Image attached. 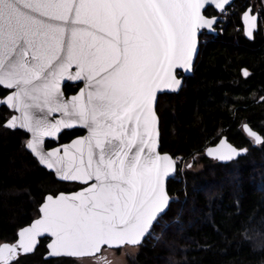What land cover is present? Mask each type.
<instances>
[{"label":"snow or ice","instance_id":"snow-or-ice-1","mask_svg":"<svg viewBox=\"0 0 264 264\" xmlns=\"http://www.w3.org/2000/svg\"><path fill=\"white\" fill-rule=\"evenodd\" d=\"M208 2L0 0V104L18 113L0 126L30 133L25 147L38 164L79 186L47 195L17 243L0 245V264H18V251L32 252L45 234L52 257L79 258L150 232L170 204L174 171L156 151L152 101L158 88L180 86L174 70L190 67L198 31L217 22L202 13ZM212 3L223 10L229 0ZM243 21L251 38L264 9L246 10ZM65 81L79 90L68 96ZM74 127L86 134L45 144ZM243 131L264 144L247 124ZM245 151L221 140L208 154L223 161Z\"/></svg>","mask_w":264,"mask_h":264},{"label":"trees","instance_id":"trees-1","mask_svg":"<svg viewBox=\"0 0 264 264\" xmlns=\"http://www.w3.org/2000/svg\"><path fill=\"white\" fill-rule=\"evenodd\" d=\"M248 8L264 9V0H235L222 30L217 26L216 36L200 37L193 73L179 93L158 99L160 153L202 168H181L167 183L175 201L125 264H264V144L254 147L242 132L247 124L264 136V23L247 40L241 14ZM204 14L217 16L211 9ZM63 90L69 95L78 88ZM4 95L0 91V98ZM10 116L0 108V122ZM81 134L64 132L59 141ZM222 136L246 154L228 164L205 158L207 145ZM27 139L22 131L0 126L2 243L14 242L17 232L38 216L45 195L74 191L38 166L25 151ZM74 261L63 259V264Z\"/></svg>","mask_w":264,"mask_h":264},{"label":"water","instance_id":"water-1","mask_svg":"<svg viewBox=\"0 0 264 264\" xmlns=\"http://www.w3.org/2000/svg\"><path fill=\"white\" fill-rule=\"evenodd\" d=\"M234 3H235V0H229V3H228V4H225L224 9L221 10V9H217V8L215 7V4L212 3V0H209V2H208V3L206 4V6H205V9L202 10V13L204 14V13L206 12V10L211 9V10H213V12H214L215 14H220L221 12L225 11L228 7H230V6L233 5ZM246 10L250 11V14H252V15H258V13H252L251 8H248V9H246ZM246 10H245V11H246ZM245 11H244V12H245ZM244 12H243V13H244ZM243 13L241 14V23H242V26H243L244 37H245L247 40L251 41V40L253 39V36H254L255 33L257 32L258 28L255 29V30H253V36H252L251 38H249V37L245 34L246 26H245L244 21H243ZM204 15H205V14H204ZM209 18H213V19L217 20V18H216L215 16H211V17H209ZM216 24H217V22L213 25V28H212L211 30L205 28V29H200V30L198 31V33H197V48H196V50L193 52L192 63H191V65H190V67H189L188 69L177 68V69L174 70V72H175V74H176V76H177V79H179V80L181 81L180 86H178V87L175 88V89H169V88H165V87H160V88H158V89L156 90L155 96H154L153 101H152V110H153V113H154V115H155V117H156V123H155V134H156V141H157V143H156V151H157L158 154H160V155H168L172 160H173V158H172L169 154H163V153H160V151H159V146H160V145H159L160 132H159V120H158V117H157V114H156V105H157V102H158V99H159L160 96H162V95L178 94V93H179V91L181 90V88H182V86H183V84H184V78H188V77H190V76L192 75V73H193L194 64H195V62H196V58H197V55H198V53H199V48H200V44H201V42H200V36H201V34H202L203 32H205L207 36H216V35H217V32L215 31V25H216ZM244 72H247V71H246V70H242V71H241V75L243 76V78H246L248 75L245 76V75H244ZM247 73H248V72H247ZM179 76H181V77H179ZM75 83H76V82H68V81H65V82L63 83V89H64L66 86H75ZM78 90H79V89H78ZM78 90H77V91H78ZM77 91H76V92H77ZM72 95H73V94H72ZM70 96H71V95H70ZM0 108H5L6 110H8L10 113L13 114L12 116L18 115V113L12 111L11 109H7L6 106H4V105H2V104H0ZM57 115H58V114H57ZM12 116H11V117H12ZM11 117H10L9 119H11ZM9 119H7V120H9ZM243 125H244V124H243ZM243 125H242V132L244 133V135H245L247 138H249V137L247 136V134L243 131ZM248 127H249V126H248ZM4 128H6V127H4ZM249 128H250V127H249ZM6 129H8V130H12V131H14V130L22 131V132H24L25 134L28 135V138H30V133H27L26 130L21 129V128H19V127H16V128H14V129H12V128H6ZM250 129H252V128H250ZM73 130H80V131L83 132V135L86 134L85 130L80 129L79 127H74V128H72V129H63V130L61 131V133L58 134V136H57L55 139L46 137V138H45V143H46L47 141H51V142L57 143V141H58V139H59V136H60L64 131L68 132V131H73ZM252 130L255 131L254 129H252ZM257 133H258V132H257ZM258 134H259V133H258ZM83 135H81V136H83ZM79 137H80V136H79ZM76 138H78V137H76ZM73 139H75V138H73ZM249 139H251V138H249ZM221 140H223V141H224L225 143H227L228 145L234 147L232 144H230V143L227 141V139H226L225 136H222V137L217 141V143H216L214 146H210V147H208V148H206V149L204 150V156H205V158H207L208 160L215 161L216 163H219V164H228V163H230V162H232V161H235V160L239 159L240 157H243V156L246 154V151H245V152L240 153V154L237 155V156H234L231 160H223V161L220 160V159H218L217 157H215V156H213V155H209V154H208L209 149L215 150L216 148H218V147L220 146V142H221ZM70 141H71V140H70ZM70 141H69V142H70ZM69 142H68V143H69ZM65 144H66V143H65ZM252 145H253L254 147H256V146H258V145H260V144H256V143L254 142ZM46 150H47V149H46ZM25 151H26L29 155H31V157H32V158L37 162V164H38V161H37L36 158L33 156V154L31 153V151L28 150V149H26V147H25ZM173 162H174V161H173ZM38 166H39L40 168L44 169L45 171H47L48 173L52 174L53 177H54V179H55V181H57L58 183H62V184H76V183H74V182H64V181H61V180L55 175L54 170H48V169H46L44 166L39 165V164H38ZM175 172H176V165H175V163H174V171L171 172V173H169V176L166 177V180H165V188L167 187V183H168V182L173 178V176L175 175ZM76 185H78V184H76ZM78 190H79V189H77V190H75V191H78ZM71 192H74V191H71ZM71 192H63V193L68 194V193H71ZM166 192H167V190H166ZM61 193H62V192H61ZM57 194H59V193H57ZM47 195H50V194H47ZM47 195L44 196L43 201L46 199ZM168 196H169V195H168ZM43 201H42V203H43ZM172 202H173V200L170 198V204H171ZM42 203H41V204L39 205V207H38V216H37L35 219H38V218H39V208L41 207ZM170 204L167 206V209H166L165 213H164L162 216H160L159 219L162 218V217L167 213ZM35 219H33V220L30 222V224L27 225V226H25V227L30 226L31 223L34 222ZM157 221H158V220H157ZM157 221H156V222H157ZM156 222H155V223H156ZM155 223H154V225H155ZM154 225H153V226H154ZM153 226L151 227L150 231L152 230ZM23 228H24V227H23ZM21 229H22V228H21ZM21 229H20V230H21ZM20 230H19V231H20ZM19 231L17 232L16 240H15L13 243H11V244H10V243H7V244L12 245V244H16V243H17L18 238H19V237H18V233H19ZM149 235H150V232L147 233V234L142 238L141 242H140L139 244H137V245H127V244H125V245L120 246L119 248H117V247H115V246H107V245H105V246H101V249H100L98 252H96V253H94V254H91V255H88V256H85V257H79V258H70V257H63V256H61V257H52V256L50 255V250L47 248V244L50 242V240H49L48 238H46L47 234H45V236L38 237L37 240H38V242H39V240H43V239L48 240V242H47V244H46L47 254L43 257L44 260H55V259H59V258H63V259H83V258H94V257H97V256H99V255L101 254V252H102L103 249H112V250H116V249H121V248H123V247H138V246L142 245V244L146 241V239L148 238ZM4 244H5V243H4ZM1 245H3V244H1ZM37 245H38V243H37ZM37 245H36V246H37ZM36 246H35V247H36ZM35 247H34V249H35ZM33 251H34V250H33ZM33 251H32V252H33ZM32 252H30V253H32ZM30 253H23L22 251H18V255H27V254H30ZM18 255H17V256H18Z\"/></svg>","mask_w":264,"mask_h":264},{"label":"rangeland","instance_id":"rangeland-1","mask_svg":"<svg viewBox=\"0 0 264 264\" xmlns=\"http://www.w3.org/2000/svg\"><path fill=\"white\" fill-rule=\"evenodd\" d=\"M229 12L230 11L228 10V14L223 13L220 15V17L222 18V22H220L219 30H222L221 26L226 21V18L228 17ZM254 12L255 11L253 10L252 13H254ZM203 156H204V153H203ZM176 158H179L178 160H179V162H181V167L184 170L190 169V170L198 171L202 168L201 163H192V161H190V160L184 161V160H182L181 157H176ZM70 188H74V187L70 186ZM173 201H175V199H173ZM1 244H2V242H0V245ZM137 248L138 247H123L121 249H116V250L104 249L100 255L101 256L100 259L99 258H97V259H94V258L93 259L92 258L75 259L73 264H125L127 255L136 253Z\"/></svg>","mask_w":264,"mask_h":264},{"label":"flooded vegetation","instance_id":"flooded-vegetation-1","mask_svg":"<svg viewBox=\"0 0 264 264\" xmlns=\"http://www.w3.org/2000/svg\"><path fill=\"white\" fill-rule=\"evenodd\" d=\"M254 13H257V12H254ZM207 17H211V16H207ZM220 18V17H219ZM220 24V23H219ZM258 27H259V25H258ZM216 32H217V30H215ZM203 35H206V33L205 32H203L202 34H201V36H203ZM243 35H244V33H243ZM200 36V37H201ZM207 36V35H206ZM201 41V40H200ZM203 42V41H202ZM179 77H181V76H179ZM184 81H185V78H184ZM70 95H72V94H69L68 96H70ZM13 114L11 113V116H12ZM10 116V117H11ZM9 117V118H10ZM8 118V119H9ZM73 131H76V130H73ZM80 131V130H79ZM64 132H66V131H64ZM63 132V133H64ZM69 132V131H68ZM71 132V131H70ZM62 133V134H63ZM61 134V135H62ZM61 135L59 136V138L61 137ZM81 135H83V134H81ZM81 135H79V136H81ZM79 136H76V137H79ZM75 138V137H74ZM249 139V138H248ZM249 141L252 143V140L251 139H249ZM46 143H53L54 144V146H52V147H56L57 146V143H54V142H51V141H47ZM45 143V144H46ZM58 143L60 144V145H63V144H65V143H60V141H59V139H58ZM68 143V142H67ZM217 143V142H216ZM215 143V144H216ZM215 144H212V143H209L208 145H207V148L208 147H210V146H214ZM206 149V148H205ZM203 153H204V151H203ZM68 185H70V186H72V187H74L73 189H74V191L75 190H77V189H79V187L77 188V187H75V185L76 184H68ZM78 186V185H77ZM63 193V191H60V192H58V193ZM43 240H45L43 243H41V241L42 240H39V242H38V245L35 247V249H34V251L32 252V253H30V254H27V255H18L17 256V259H18V264H63V258H59V259H55V260H44V256L47 254V250H46V244H47V242H48V240H46V239H43ZM13 243V242H12ZM2 244H4V243H2ZM11 244V243H10ZM44 246L43 247V250H39L40 249V247L41 246ZM104 250V249H103ZM102 250V251H103ZM97 258H101V256L99 255V256H97V257H94V259H97ZM93 259V258H92Z\"/></svg>","mask_w":264,"mask_h":264},{"label":"built area","instance_id":"built-area-1","mask_svg":"<svg viewBox=\"0 0 264 264\" xmlns=\"http://www.w3.org/2000/svg\"><path fill=\"white\" fill-rule=\"evenodd\" d=\"M223 13L228 14V9L225 10V11H223ZM223 13H222V14H223ZM220 22H222V18H221V17H220V19L217 18V26L220 25V24H219ZM178 159H179V158H174V161H175L176 166H177V172L182 168V167H181V162H179Z\"/></svg>","mask_w":264,"mask_h":264},{"label":"bare ground","instance_id":"bare-ground-1","mask_svg":"<svg viewBox=\"0 0 264 264\" xmlns=\"http://www.w3.org/2000/svg\"><path fill=\"white\" fill-rule=\"evenodd\" d=\"M171 198V197H170ZM172 199V198H171ZM173 200V199H172Z\"/></svg>","mask_w":264,"mask_h":264}]
</instances>
